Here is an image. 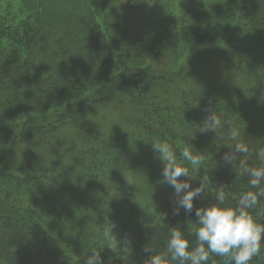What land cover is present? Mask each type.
Instances as JSON below:
<instances>
[{"label":"trees","instance_id":"obj_1","mask_svg":"<svg viewBox=\"0 0 264 264\" xmlns=\"http://www.w3.org/2000/svg\"><path fill=\"white\" fill-rule=\"evenodd\" d=\"M211 111L264 149V0H0V264H84L101 241L105 264H144L174 227L195 247L218 187L230 207L255 191L223 160L227 130L196 132ZM160 140L203 156L191 213Z\"/></svg>","mask_w":264,"mask_h":264},{"label":"clouds","instance_id":"obj_2","mask_svg":"<svg viewBox=\"0 0 264 264\" xmlns=\"http://www.w3.org/2000/svg\"><path fill=\"white\" fill-rule=\"evenodd\" d=\"M225 117L217 111H211L202 125L194 124L199 128L196 132H215L219 138L217 130L226 129L232 143L227 146L231 151L224 154L223 160L231 167L235 164L240 176L247 177L249 186L255 191L241 193L235 207H230L225 203L226 187H218L215 203L195 211L198 218L195 231L196 246L190 248L186 234L179 227H174L170 231L166 248L151 254L144 264H207L212 254L229 257L232 264H251L253 258L260 254L264 244V222L256 219L251 209L264 199V149L253 153L247 142L241 139L240 129ZM151 145L157 153V158L163 163L161 183H167L175 190L177 207L174 214L178 215L180 209L191 213L193 201L201 196L207 181L203 177L200 186L193 188L188 165L199 167L203 156L199 153L193 154L186 147L182 157H178L172 145L163 140L151 142ZM253 156L259 161L258 166L249 164ZM181 176L188 179L181 180ZM107 223L111 232L115 225L108 221ZM104 249L105 245L101 241L85 258L84 264H105L101 255ZM144 251L152 253L151 248L146 247Z\"/></svg>","mask_w":264,"mask_h":264},{"label":"rangeland","instance_id":"obj_3","mask_svg":"<svg viewBox=\"0 0 264 264\" xmlns=\"http://www.w3.org/2000/svg\"><path fill=\"white\" fill-rule=\"evenodd\" d=\"M149 8V6H148ZM128 16H132V13H128ZM140 220L142 221L143 224H146V223H153V219L152 217L150 216V214H142L139 216ZM112 237V236H111Z\"/></svg>","mask_w":264,"mask_h":264}]
</instances>
